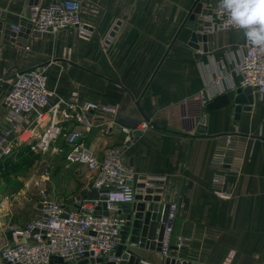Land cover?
<instances>
[{
    "label": "crops",
    "instance_id": "crops-1",
    "mask_svg": "<svg viewBox=\"0 0 264 264\" xmlns=\"http://www.w3.org/2000/svg\"><path fill=\"white\" fill-rule=\"evenodd\" d=\"M27 1L0 0L4 20L24 15ZM194 1L90 0L94 25L87 37H80L77 28L29 35L24 43L1 37L0 91L6 89L4 77L10 71L43 65L53 92L48 109L55 114L66 107L72 92L78 103L116 105L114 113H87L91 128L85 143L100 155L130 135L124 157L137 175L135 193L143 192L136 186L141 176L160 177L161 191L153 194L175 204L167 257L189 264H264V97L258 96L233 124L240 86L232 68L245 35L239 29L209 31L211 50H199L195 58L188 45L190 34L204 27L202 15L219 0H199L201 12L181 27ZM197 92L205 99L204 131L185 115L183 100ZM3 113L0 99V116ZM74 126L68 120L63 129ZM134 130L141 131L136 138ZM223 135L237 139L227 148L230 165L224 167L211 164L213 153L223 146ZM216 169L226 173L232 186L229 199L209 189ZM0 211L3 222L13 226L24 225L38 212L7 194L0 195ZM0 230L4 243L9 234ZM138 254L154 264L166 258L148 248L138 249Z\"/></svg>",
    "mask_w": 264,
    "mask_h": 264
},
{
    "label": "built area",
    "instance_id": "built-area-1",
    "mask_svg": "<svg viewBox=\"0 0 264 264\" xmlns=\"http://www.w3.org/2000/svg\"><path fill=\"white\" fill-rule=\"evenodd\" d=\"M93 18L90 0H38L28 5L26 13L17 20L4 21L14 33L20 31V21H24L30 31L54 33L77 28L80 37H87L94 25ZM228 19L219 0L202 15L204 27L199 32L238 29L229 25ZM24 49L28 50L29 44L25 43ZM232 71L238 76L240 87L249 86L252 92L264 97V48L249 44L245 37ZM8 74L10 79H7ZM8 74V85L1 97L4 113L0 116V159L21 145L45 151L61 136L66 146L63 153L66 164L83 165L91 179L84 195L71 206L52 200L40 190L37 214L22 226H6L9 239L0 243V264H50V257L69 262L79 259L85 252L99 254L113 250L120 243V228L125 223L122 205L135 201L134 180L137 175L124 157L131 137L126 135L121 144L108 146L98 155L85 143V136L91 128L87 118L90 110L114 113L117 106L92 101L78 103L76 92H72L66 107L55 114L48 109L53 92L47 84L45 66L18 68ZM183 103L187 117L202 116L205 99L200 92L186 97ZM68 120L76 126L63 129ZM146 124L143 122L141 128L144 129ZM25 132L29 135L23 137ZM221 141L223 146L213 153L211 164L224 167L230 165L227 148L235 146L237 139L223 135ZM146 178L160 179L155 176ZM209 189L222 199L232 196L226 173L218 169L211 173ZM174 217L175 204L169 203L158 251L162 258L169 254ZM138 264L154 262L140 258Z\"/></svg>",
    "mask_w": 264,
    "mask_h": 264
},
{
    "label": "water",
    "instance_id": "water-1",
    "mask_svg": "<svg viewBox=\"0 0 264 264\" xmlns=\"http://www.w3.org/2000/svg\"><path fill=\"white\" fill-rule=\"evenodd\" d=\"M38 0H28L27 4H35ZM202 3L195 0L188 17L183 21L181 27L187 20L194 21L196 15L201 12ZM20 31L14 33L10 31L8 24L4 21V13L0 11V39L9 41L26 42L28 35L34 37L41 33L30 31L29 25L24 21H20ZM119 24L115 23L109 36H113ZM199 42L202 43L201 49ZM188 45L194 49V57H199V50L203 52L210 51L212 48V34L210 32L192 31ZM1 88V85H0ZM3 91H0V99ZM258 98V94L252 92L251 87H238L234 97V115L233 124L238 123L240 112L242 110H250L251 104ZM207 120L205 116H195L191 121L199 123L197 130L204 131V125ZM141 133L140 130L132 131L133 137L136 138ZM141 182L137 183L138 188H142V193H135L134 202L129 207L123 209L125 213V223L120 228V243L107 253L94 254L93 252H85L82 257L75 261H63L60 257H50V264H138L140 255L138 249L148 248L151 250H160L161 240L164 233L165 221L167 218L169 203L161 202L159 195L153 192H160V180L146 178L141 176ZM156 184L155 187H152ZM18 264V263H14ZM163 264H189L185 261L166 257Z\"/></svg>",
    "mask_w": 264,
    "mask_h": 264
},
{
    "label": "rangeland",
    "instance_id": "rangeland-1",
    "mask_svg": "<svg viewBox=\"0 0 264 264\" xmlns=\"http://www.w3.org/2000/svg\"><path fill=\"white\" fill-rule=\"evenodd\" d=\"M6 77L7 74L4 78ZM10 78L8 74L7 79ZM65 149L63 138L60 136L45 151H35L28 145H21L10 155L2 157L0 195L20 198L34 213L39 209L40 190L52 200L64 205L69 206L79 200L85 193L91 175L83 165L66 164L63 155ZM9 224L8 221L3 222L0 211V229L6 230Z\"/></svg>",
    "mask_w": 264,
    "mask_h": 264
},
{
    "label": "clouds",
    "instance_id": "clouds-1",
    "mask_svg": "<svg viewBox=\"0 0 264 264\" xmlns=\"http://www.w3.org/2000/svg\"><path fill=\"white\" fill-rule=\"evenodd\" d=\"M227 23L244 30L249 44L264 48V0H220Z\"/></svg>",
    "mask_w": 264,
    "mask_h": 264
},
{
    "label": "bare ground",
    "instance_id": "bare-ground-1",
    "mask_svg": "<svg viewBox=\"0 0 264 264\" xmlns=\"http://www.w3.org/2000/svg\"><path fill=\"white\" fill-rule=\"evenodd\" d=\"M44 119V118H43ZM27 135H29V132H25L24 134H23V137H26Z\"/></svg>",
    "mask_w": 264,
    "mask_h": 264
}]
</instances>
